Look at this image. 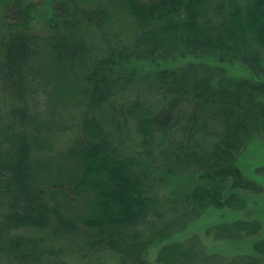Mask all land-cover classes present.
<instances>
[{
    "label": "trees",
    "instance_id": "trees-1",
    "mask_svg": "<svg viewBox=\"0 0 264 264\" xmlns=\"http://www.w3.org/2000/svg\"><path fill=\"white\" fill-rule=\"evenodd\" d=\"M28 1L0 0V258L203 264L208 246L173 227L219 211L208 238L248 242L238 257L264 264L262 214L247 212L264 186L238 164L264 138V0ZM69 103L74 137L55 158L47 134Z\"/></svg>",
    "mask_w": 264,
    "mask_h": 264
},
{
    "label": "rangeland",
    "instance_id": "rangeland-1",
    "mask_svg": "<svg viewBox=\"0 0 264 264\" xmlns=\"http://www.w3.org/2000/svg\"><path fill=\"white\" fill-rule=\"evenodd\" d=\"M28 1V0H26ZM29 2V1H28ZM46 7L39 8V12L35 13V21H34V28H36L37 32H44L48 27H49V16L48 14H44L46 11ZM123 38H125V34H122ZM92 40L95 42H102V37L99 34L97 30H94V35L91 37ZM103 45V44H102ZM242 71L241 69L238 70L237 72L244 74L243 67ZM234 73V71H232ZM236 73V72H235ZM44 86V84H41ZM158 100V98H157ZM0 108H5L3 106V102L0 100ZM41 108H45V106H41ZM79 108L75 106L74 104H67V105H62L56 108L55 112L56 114V119L57 123L53 122L54 128L51 129V134H47V139L46 141H49L50 148L54 155H56L61 148H63L66 144H69L71 139L74 137L73 134L75 132L74 127L71 126V119L72 116L74 115V111L78 113ZM262 134V133H261ZM255 139L252 140L245 151L240 154L238 157V164L241 166V169L243 170L244 174L247 175L250 178L256 179L258 182L263 184L264 186V175L259 174L256 172V169L260 166L264 165V138L263 134L262 135H257L254 137ZM128 144L130 145L131 148L133 149H138L136 144V139H132L128 141ZM52 145H54V148H52ZM129 146L128 148L131 149ZM49 149H47L48 151ZM59 156L56 155L54 156L57 158ZM156 186L159 187V192L160 195H165L167 194L169 197L174 199L173 197V192H172V187L166 186L163 184L162 181H157ZM250 210L247 211L252 214L257 213L262 214L261 220L263 222V229L261 232V237H264V193L259 194L256 196H253V200H251V205H250ZM164 212L163 220H170V219H176L177 213H175L173 210L167 209ZM255 215V214H254ZM226 215L222 214L220 216L219 211H212L207 212L203 214L200 217L197 218H178L176 219L178 221L177 226L173 227V230L176 229V235L175 237H178V231L181 229L182 235L179 236V238L184 242L188 243L191 239H195L196 241H201L204 243V245L208 246V250L204 251V255L201 256L202 259H204L203 264H207V262H210L212 260L211 257V249L212 250H222L226 251L228 254L225 255V261H222V264H245V260L241 259L238 256H243L249 252L248 249V242L245 244L244 242H241L239 244L238 250L234 249L230 252V247L231 244L228 242H220L217 241L216 239L213 238H208L207 234V228L212 225L214 222H218L220 220H223ZM166 223V221H163ZM59 245V244H58ZM68 245V244H64ZM250 245V244H248ZM66 250V247H65ZM62 251V255L65 254L67 251ZM112 253H102V258L97 259L94 256H91L90 258H81V256L73 252L72 254L67 252L66 253V260L68 261L69 264H113L114 261L112 257H109L108 255H111ZM61 255V254H60ZM105 256V257H104ZM150 257L155 258V250H152L150 252ZM208 258V259H207ZM228 261V259H230ZM233 258V259H232ZM65 259V258H64ZM106 259V261H104ZM263 262V261H262ZM0 264H11L8 261L4 260L3 258H0ZM152 264H155V261H152ZM247 264V263H246Z\"/></svg>",
    "mask_w": 264,
    "mask_h": 264
}]
</instances>
